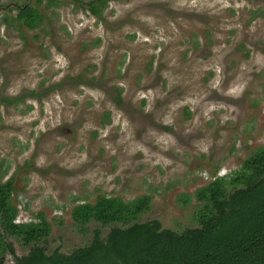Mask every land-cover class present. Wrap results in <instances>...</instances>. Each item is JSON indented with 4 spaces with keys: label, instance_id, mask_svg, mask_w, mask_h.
Wrapping results in <instances>:
<instances>
[{
    "label": "rangeland",
    "instance_id": "rangeland-1",
    "mask_svg": "<svg viewBox=\"0 0 264 264\" xmlns=\"http://www.w3.org/2000/svg\"><path fill=\"white\" fill-rule=\"evenodd\" d=\"M90 1L0 0V184L22 219L46 215L48 254L123 227L75 223L100 196L149 195L141 222L198 228L197 189L264 145V0H110L101 17Z\"/></svg>",
    "mask_w": 264,
    "mask_h": 264
},
{
    "label": "trees",
    "instance_id": "trees-1",
    "mask_svg": "<svg viewBox=\"0 0 264 264\" xmlns=\"http://www.w3.org/2000/svg\"><path fill=\"white\" fill-rule=\"evenodd\" d=\"M109 1L92 0L88 5L101 17L97 4L104 7ZM17 19L36 30L42 14L27 4ZM14 190L13 179L0 184V257L8 251L15 264H264V145L230 177L216 176L197 189L193 198L199 202L198 228L178 233L164 229L157 219L141 222L152 207L149 195L132 201L100 196L95 203L78 204L72 217L81 228L92 222L123 227L113 228L106 238L96 230L89 246L71 254L59 250L48 254L39 245L52 232L44 213L37 214V222L15 223L20 210L13 203ZM191 200L188 195L180 197L184 205ZM7 236L33 245L29 254L17 256Z\"/></svg>",
    "mask_w": 264,
    "mask_h": 264
},
{
    "label": "built area",
    "instance_id": "built-area-1",
    "mask_svg": "<svg viewBox=\"0 0 264 264\" xmlns=\"http://www.w3.org/2000/svg\"><path fill=\"white\" fill-rule=\"evenodd\" d=\"M227 174H221V175H219V176H217V177H223V176H226ZM214 178H216V177H214ZM213 178V179H214ZM30 222H37V220L35 219V220H31V219H22V217H20V214H19V216L17 217V219L15 220V223L16 224H23V223H30Z\"/></svg>",
    "mask_w": 264,
    "mask_h": 264
},
{
    "label": "bare ground",
    "instance_id": "bare-ground-1",
    "mask_svg": "<svg viewBox=\"0 0 264 264\" xmlns=\"http://www.w3.org/2000/svg\"><path fill=\"white\" fill-rule=\"evenodd\" d=\"M232 103V102H231Z\"/></svg>",
    "mask_w": 264,
    "mask_h": 264
}]
</instances>
